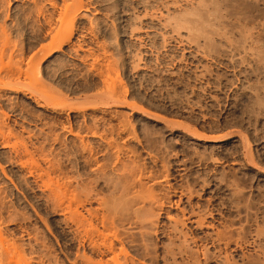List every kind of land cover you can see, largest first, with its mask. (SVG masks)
<instances>
[{
  "label": "rangeland",
  "instance_id": "obj_1",
  "mask_svg": "<svg viewBox=\"0 0 264 264\" xmlns=\"http://www.w3.org/2000/svg\"><path fill=\"white\" fill-rule=\"evenodd\" d=\"M7 1L1 5L5 9L0 6V22L6 25L10 43H15L9 61L16 60L15 66L26 73L12 67L17 72L12 78L0 74V113L7 114H0V120L15 133L8 146L0 138V192L9 197L6 208L0 207L5 210L2 236L6 233L29 249L27 258L33 251L29 257L37 261L32 257V264L42 259L44 264H85L82 255L92 256L88 246L79 244L70 213L63 209L62 215L67 204L60 205L61 211L49 204V191L43 189L50 172V183L72 182V190L76 186L81 193L92 192L95 199L87 208L101 211L99 216L116 208L118 201L117 218H123L117 219L119 236L124 234L123 246L136 261L264 264V0H82L85 7L77 14L71 41L46 56L41 49L46 50L59 27L57 10L64 1L54 0L55 8L49 0H38L47 6V15L57 17L55 25L43 22L41 28L33 27L36 16H21L35 10L32 0ZM13 142L31 152H17ZM24 153L33 155H26L29 163L38 157L42 169L29 175L31 165L24 163ZM44 168L48 175L40 176ZM143 187L159 196L162 212L153 203L157 214L152 215L149 200L142 205H148L149 212L141 209L142 201L136 203L134 197ZM123 193L127 196L120 199ZM101 198L113 207L100 203L105 206L101 208ZM135 208L140 216L146 214L141 220ZM191 210L206 214L205 224L211 229L189 221ZM145 219L147 224L156 222L145 226ZM40 240L43 246L37 245ZM122 257L123 262L128 259L125 264L132 263L129 256Z\"/></svg>",
  "mask_w": 264,
  "mask_h": 264
},
{
  "label": "bare ground",
  "instance_id": "obj_2",
  "mask_svg": "<svg viewBox=\"0 0 264 264\" xmlns=\"http://www.w3.org/2000/svg\"><path fill=\"white\" fill-rule=\"evenodd\" d=\"M2 0H0V6L1 5H3V1L1 2ZM7 1V0H6ZM29 1H31V0H29ZM64 1V2H63ZM62 2H63V4L62 5H64L63 7H61L60 8V11H58L57 10V12H59L58 13V15H57V17H56V15H54V14H50L49 13V11H48V15H47V10H46V7L47 6H43V5H45V3L43 4V5H41V3H40V1H38V0H32V3L34 4V7L33 8H35V10H33V9H31L30 7V9H31V11L27 14V15H29V16H27V17H25V13L23 14V15H21L22 17H24V19H30L31 17H32V15H34V16H36V19H34V17H32V19L33 20H31L32 22H33V27L34 28H36V27H42V24H44L45 25V23L48 25V26H51L52 24H53V21H54V19L55 18H57L56 20H57V22H58V20H59V23H56L55 21V24H53V25H55V26H58L57 24H59V27H56V29L55 28H53V27H51V28H53V29H55V30H53V31H55V33H53V35L51 34V36L52 37H50L51 39L49 40L50 42H49V46H47L46 47V50L44 49V48H42L41 49V51L42 50H44V51H42V52H45L46 51V53H43V54H45V56L47 55V54H51V52H50V50L52 51L53 49H60L61 50V47L65 44V43H68V41L70 40V34H71V32H72V30H74V26H75V24H74V22L76 21V17L78 16L77 14H78V12L80 11V9H82V7H85V4H84V2H82V0H63ZM8 2V1H7ZM10 2V1H9ZM8 2V3H9ZM49 3H50V5L51 6H54L55 8H56V4L57 3H55L54 2V0H49L48 1ZM47 2V3H48ZM31 3V4H32ZM83 3V4H82ZM7 4V3H6ZM8 5V4H7ZM10 5V4H9ZM8 5V6H9ZM58 5V4H57ZM84 5V6H83ZM6 6V5H5ZM1 7H3L4 8V6H1ZM0 7V11H1V8ZM44 7H45V9H44ZM53 7V8H54ZM54 8V9H55ZM5 9V8H4ZM3 9V10H4ZM29 9V10H30ZM48 9V8H47ZM58 9V8H57ZM52 10V9H51ZM26 12H27V9H26ZM53 12V11H52ZM56 12V13H57ZM22 14V13H21ZM2 15H3V13H2ZM53 15V16H52ZM55 16V17H54ZM8 17V16H7ZM20 17V16H19ZM54 17V18H53ZM18 18V17H17ZM42 19L44 20V21H42ZM17 20V19H16ZM20 19L18 18V21H19ZM23 20V19H22ZM21 21V20H20ZM30 20H28V21H26V22H29ZM197 21V20H196ZM21 22H24V20L23 21H21ZM43 22H45V23H43ZM200 22V21H199ZM16 23H17V21H16ZM18 23H20V22H18ZM25 23V22H24ZM27 24V23H26ZM197 24V23H196ZM23 25V24H22ZM21 25V26H22ZM192 25V24H191ZM203 25V24H202ZM201 24H200V27L199 28H201V26H202ZM19 26V25H18ZM20 26V27H21ZM17 27V26H16ZM72 27H74L73 29H72ZM188 27V26H187ZM198 27V26H197ZM196 27V28H197ZM203 27H205L204 25H203ZM202 27V28H203ZM220 27V26H219ZM34 28H33V31H35L34 30ZM50 28V27H49ZM50 28V29H51ZM58 28V29H57ZM191 28V27H190ZM195 28V29H196ZM218 28V27H217ZM216 28V29H217ZM50 29H49V31H50ZM189 29V28H188ZM220 29V28H219ZM192 30H194V28L192 29ZM192 30H190V31H192ZM201 30H203V29H201ZM7 28H6V25L5 24H2L1 22H0V74L1 73H3V74H1V76H3L4 77V75H5V77H7V76H10V75H12V73H13V71L15 72V69L14 68H17L16 66H15V62H16V60H14V62H11L10 63V61H9V59H10V57H12L13 55L12 54H15V53H11V54H8L9 52H10V46L12 47V43L13 42H11L10 43V38H9V36H8V34H7ZM51 31H52V29H51ZM198 31H199V29H198ZM197 31V32H198ZM36 32V31H35ZM34 32V33H35ZM193 32V31H192ZM202 33H201V35H203L204 33L203 32H205L204 30L203 31H201ZM223 32V31H222ZM226 32V31H225ZM246 32V31H245ZM36 33H38L39 34V30H37V32ZM41 33V32H40ZM46 33H48V32H46ZM199 33V32H198ZM227 33V32H226ZM225 33V34H226ZM244 34V33H243ZM247 34V33H246ZM245 34V35H246ZM36 35V34H35ZM34 35V36H35ZM227 35V34H226ZM38 36V35H37ZM45 35H43V37H44ZM205 36H207L206 35V33H205ZM222 36V35H221ZM246 36H248V34L246 35ZM11 37V36H10ZM36 37V36H35ZM40 37V36H39ZM42 37V38H43ZM47 37V36H46ZM38 38V37H37ZM208 38V37H207ZM240 38H242V36L240 37ZM36 39V38H35ZM233 39V38H232ZM243 39H245V38H243ZM250 39H251V37H250ZM42 40V39H41ZM45 40V39H44ZM228 39H226V41H227ZM231 40V39H230ZM247 40V39H246ZM246 40H244V41H246ZM40 41V40H39ZM71 41V40H70ZM251 41V40H250ZM41 42V41H40ZM230 43L232 42V41H229ZM233 43V42H232ZM231 43V44H232ZM234 43H235V41H234ZM244 43V42H243ZM251 43V42H250ZM254 43V42H253ZM13 44H15V43H13ZM36 44V43H35ZM47 44V43H46ZM229 44V43H228ZM235 44H237V43H235ZM38 45V44H37ZM257 45V44H256ZM14 46H16V45H14ZM42 46H45V45H42ZM231 46V45H230ZM233 46V45H232ZM249 46V45H248ZM255 47V46H254ZM50 48V49H49ZM251 48V47H250ZM256 49V48H255ZM259 49V48H258ZM48 50V51H47ZM37 51H39L40 52V49H38ZM54 51V50H53ZM13 52V51H12ZM38 52V53H39ZM41 52V53H42ZM49 52V53H48ZM35 53V52H34ZM261 53V52H260ZM253 55H254V52H253ZM8 56V57H7ZM33 56H34V54H33ZM31 57L32 59L35 57ZM255 56V55H254ZM5 57H7V59H8V61H7V59H5ZM257 57V56H256ZM259 57H261L262 58V56H260L259 55ZM264 57V56H263ZM258 58V57H257ZM5 59V60H4ZM34 59H36V58H34ZM34 59H33V61H34ZM12 60V61H13ZM31 60V59H30ZM261 60V59H260ZM18 61H20V60H17V63H20V62H18ZM263 61V60H262ZM264 62V61H263ZM16 63V64H17ZM30 63H32V62H30ZM35 63V62H34ZM40 63V62H39ZM12 64V65H11ZM13 64H14V66H13ZM19 65V64H18ZM21 65V64H20ZM30 65V64H29ZM34 65V64H33ZM39 65V64H38ZM36 66H37V63H36ZM36 66H34V68L36 67ZM12 67H14V68H12ZM19 67V66H18ZM21 67V66H20ZM19 67V71H21L22 69ZM32 67V66H31ZM30 67V68H31ZM16 69V70H17ZM24 70V69H23ZM23 70L20 72L21 74L22 73H26V72H23ZM31 70V69H30ZM29 70V71H30ZM36 70V69H35ZM28 72V71H27ZM15 73H17V72H15ZM39 73V72H38ZM14 74V73H13ZM21 74L19 75V73L17 74V76L19 75V76H21ZM1 76H0V78H1ZM13 76V75H12ZM15 76H16V74H15ZM3 77H2V79H3ZM11 77V76H10ZM9 77V78H10ZM9 78H7V80H6V78H5V81H6V83H7V85L9 84L8 83V81L10 82L11 80V78L9 79ZM16 78V77H15ZM9 79V80H8ZM19 79V78H18ZM1 80V79H0ZM4 80V79H3ZM2 80V81H3ZM4 82V81H3ZM18 82V81H17ZM11 83V82H10ZM14 83H16V82H14ZM0 84H1V81H0ZM12 84H13V82H12ZM11 84V85H12ZM18 84H20V83H18ZM6 85V84H5ZM6 85V86H7ZM10 84H9V86H11ZM1 86H3V84H1ZM0 86V87H1ZM6 86H5V88H6ZM12 87V86H11ZM2 88V87H1ZM7 88H8V86H7ZM1 90V89H0ZM37 93V92H36ZM48 94H46V96H47ZM45 96V95H44ZM53 96V95H52ZM57 95H55V97H56ZM40 97V96H39ZM45 98H47V97H45ZM58 98V97H57ZM43 100H44V97L42 98ZM47 99H49L48 101H50V100H53V97H52V99L50 98V96H48V98ZM39 100V99H38ZM37 100V101H38ZM55 100H57V99H55ZM261 100V99H260ZM42 101V100H41ZM48 101H46L47 103H48ZM52 102V101H51ZM257 103V102H256ZM42 105L41 104V102H38V105ZM54 104V103H53ZM44 105V104H43ZM51 106H52V104H51ZM4 112V111H3ZM3 112H1L0 114H2ZM4 114V113H3ZM5 115V114H4ZM7 115V114H6ZM5 115V116H6ZM4 117V116H3ZM1 118V117H0ZM5 118V117H4ZM3 119V118H2ZM5 120V119H4ZM4 120H0V138L2 137V139H4V141L5 142H3V143H6V145L7 144H9V142H10V140H11V136L13 135V129H11L12 127L10 126V128L8 127L9 125H7V124H5V123H3V121ZM8 127V130H7V133H6V131H5V129H6V127ZM24 130V129H23ZM30 133V132H29ZM16 135H17V132H16ZM13 136H15V133H14V135ZM20 136V135H19ZM18 136H16V138H17ZM22 137V136H21ZM195 137V136H194ZM12 139H13V137H12ZM25 139V138H24ZM23 139V140H24ZM13 140H15V138L13 139ZM12 140V141H13ZM22 140V139H21ZM26 140V139H25ZM25 140H24V142H23V145H25L26 146V144L25 143H27V146L29 145L28 144V142L26 141L25 142ZM2 141V140H1ZM0 141V142H1ZM16 141V140H15ZM17 141H18V138H17ZM17 141H16V143H17ZM11 143V142H10ZM16 143H12L13 145L12 146H14V144L16 145ZM20 144H22L21 142H20ZM11 145V144H10ZM8 146V145H7ZM17 146V145H16ZM26 146V147H27ZM24 147V146H23ZM25 147V148H26ZM36 147V146H35ZM12 148V147H11ZM14 148H15V146H14ZM13 148V149H14ZM31 148V147H30ZM29 148V149H30ZM38 148V147H37ZM17 152L19 151V147L17 146ZM15 149V150H16ZM24 149V148H23ZM23 149L21 150L22 152H27L26 151V149L23 151ZM36 149V148H35ZM33 150L34 149H32V154H33ZM36 151V150H35ZM38 151H41V150H39L38 149ZM11 152V151H10ZM14 152H16V151H14ZM16 152V153H17ZM28 152H31L30 150L28 151ZM15 153V154H16ZM36 153V152H35ZM25 154V153H24ZM24 154H23V156H24ZM29 154V153H28ZM27 153L25 154V162L24 163H28L27 165L29 166V164L31 165L30 167L31 168H34V170L33 171H31L28 167H27V165H25L26 167H27V169H29V171L30 172H32V173H28L29 175H32L33 174V172L35 171V169L37 170V169H42V168H40V166L38 165V164H40L39 163V159H38V157L36 158V159H34L35 161H33L32 159V161L30 160V163L27 161V159H30V158H27V157H29V156H27L26 157V155H28ZM31 153L29 154L30 156H31V158H33V155H32ZM37 155H38V153H37ZM19 156V155H18ZM21 156V155H20ZM23 156H21V159L18 157V159H20V160H22V158H24ZM36 156L34 155V158H35ZM27 158V159H26ZM42 158V157H41ZM44 158V157H43ZM14 159H16V158H14ZM17 159V160H18ZM37 159H38V161H37ZM19 160V162H21V163H23L22 161H20ZM11 161H12V159H11ZM13 161H16V160H13ZM38 163H37V162ZM43 161V160H42ZM34 162H36V164L34 163ZM44 162H46V160L44 161ZM49 162V161H48ZM17 163H18V161H17ZM51 163V162H50ZM18 164H20V163H18ZM18 164H16V165H18ZM24 165L22 166L23 168H24ZM41 165V164H40ZM43 165V164H42ZM46 165H49V163L48 164H46ZM54 167H56L55 165H54V163L52 164ZM52 165L50 166V168H49V170L51 169V167H52ZM0 167H2L1 165H0ZM41 167H43V166H41ZM48 167V166H47ZM53 167V168H54ZM1 169V168H0ZM5 169V168H4ZM4 169L2 168V172H4L3 174L4 175H6L5 173H7V172H5L4 171ZM45 169V171L44 172H41L42 170H39L42 174L40 175V173L37 175V176H43L44 174L43 173H47V174H45V175H48V168H47V170H46V168H44ZM1 171V170H0ZM39 171H37L36 173H38ZM52 171H54V169L52 170ZM26 172V171H25ZM27 174V173H26ZM28 176V175H27ZM40 176H39V178H40ZM33 177H34V175H33ZM35 177H36V175H35ZM47 177V176H46ZM45 177V178H46ZM48 179L50 180L51 178H50V172H49V175H48ZM52 177V176H51ZM7 178H9L10 179V176H8V173H7ZM12 178V177H11ZM28 178V177H27ZM37 178V177H36ZM45 178H43V180L45 179ZM47 179V178H46ZM44 180V184H42V177H41V181L42 182H40V181H37L38 182V184H42V186L44 187V189L43 190H45V188H47L46 189V191L48 190L49 191V193L48 194H46V195H48V197H49V199H48V197H47V199L50 201V203L49 204H51V203H54V205H52V207H58V209H56V211H58L59 210V208H60V205H62L61 206V208L64 206V205H66V207H64V208H62V211H64L65 209V211H67L68 212V214L69 215H67V216H69V219H72V220H74V223L76 224L75 226H76V228H75V226H74V228L72 229V230H75L76 231V233H77V235H76V237H78V242H79V244L80 245H82V247H87L88 246V249L90 248L91 249V253H92V256L93 255H98L100 258L99 259H97V260H94V259H96V258H94V257H92L91 256V254H90V256L89 255H87V254H83L82 256L84 257V259H85V264H109L110 262H113V264H114V262H115V264L117 263V264H125V262H128L127 260L128 259H126V261L125 262H123V255H125V257L127 256H129L128 258H130V255H128V253H129V251L127 252V248H125V246H123V241L125 242V237H124V234H123V239H125V240H123L122 238H121V236H119V234L121 233H119V231L120 230H118L119 228H117V223L120 221V219H122L123 220V218L121 217H119L120 215L118 214V218H117V212H118V209H120L118 206V201H116V203H117V207L115 208V206L113 207V206H111L112 204H110V206H107L108 204H107V201H105V200H103L102 198V200L101 199H99V201H101V202H98L99 204L100 203H105L104 205L106 206H104L103 204H100L101 205V208H107V207H113L114 209H110V208H107V209H102V210H104V211H102V214L99 216V212H101V211H99V210H93V208H87L88 207V204H90V203H92L93 201L92 200H94L95 198H93L92 197V194L91 193H85V192H83L82 191V193H81V191H78L79 189H78V187H77V189H76V186H72L73 187V190L71 189V187H70V185H73L72 184V182H70L71 184H67L64 180V182L66 183H64L63 182V184H65V185H63V184H61L62 182H60L59 183V180H58V182H57V180H54L53 179V181H56V182H54V183H50L49 182V180H48V182L47 183H45V181H47V180ZM56 179H58V178H56ZM33 180V179H32ZM34 180H35V178H34ZM36 180H38V179H36ZM35 180V181H36ZM10 181H11V179H10ZM12 181H14V180H12ZM25 181V180H24ZM23 181V182H24ZM52 181V180H51ZM60 181H62V180H60ZM26 182V181H25ZM40 182V183H39ZM68 182V181H67ZM1 183V182H0ZM13 183H15V182H13ZM13 183H12V185H13ZM21 183V182H20ZM19 183V184H20ZM132 184V183H131ZM15 185V184H14ZM27 185H28V183H27ZM36 185V184H35ZM66 185H68V186H66ZM17 186H18V184H17ZM38 186V185H37ZM41 186V185H40ZM41 186V187H42ZM131 186V185H130ZM20 187V186H19ZM23 187V186H22ZM21 187V188H22ZM34 187V186H33ZM40 187V188H41ZM74 187H75V189H74ZM126 187H127V185H126ZM132 187V186H131ZM16 188V187H15ZM20 188V189H21ZM39 188V187H38ZM68 188H70V189H68ZM87 187H83V189H85V190H87L88 191V189H86ZM129 188V187H128ZM149 188V187H148ZM148 188L147 189H145L146 191H148L146 194H145V190H144V187H143V193H142V190H141V192H139V190H138V195L137 196H133L134 198H136V200L135 201H137L136 203H138L139 202V200L140 201H142V202H139L138 204H140L141 206L140 207H142V205H144L143 204V201H144V203H145V205H146V202L145 201H147V202H149V204L151 205V204H153V203H156V204H154L153 206H155V207H157V209L159 208V204L161 203L162 205H163V203L160 201V203L159 204H157V198H159V196H155V194L149 189L148 190ZM1 189H3V188H1ZM18 189V188H17ZM33 189V188H32ZM141 189V188H140ZM152 189V188H151ZM22 190V189H21ZM42 190V189H41ZM80 190H82V187H81V189ZM4 190H1V192H0V203L3 205V207L5 206V203L7 204V202H6V200H9V197L6 199V195H3L2 196V194L3 193H5L6 194V191L5 192H3ZM75 191V192H74ZM22 192V191H21ZM90 192V191H89ZM126 193V192H125ZM23 194V193H22ZM44 194V193H43ZM24 195V194H23ZM123 195H124V193H123ZM122 195V196H123ZM125 196H127V194L126 195H124L123 197H119L120 199L121 198H124ZM27 198V197H26ZM118 198V199H119ZM6 199V200H5ZM98 200V199H97ZM96 200V201H97ZM149 200V201H148ZM12 201V200H11ZM10 201V202H11ZM14 201L15 200H13V203H14ZM135 201H134V203H135ZM9 202V201H8ZM46 202V201H45ZM120 202V201H119ZM158 202H159V200H158ZM12 203V202H11ZM64 203H66V204H64ZM72 203H75V205H73ZM109 203V202H108ZM113 203H115V202H113ZM142 203V204H141ZM0 204V205H1ZM16 204V203H15ZM47 204H48V201H47ZM64 204V205H63ZM107 204V205H106ZM148 204V203H147ZM2 205L0 206L2 209H5L6 207H2ZM11 205V204H10ZM87 205V206H86ZM99 205V206H100ZM104 207H103V206ZM144 205V206H145ZM7 206V205H6ZM49 206V205H48ZM72 206H75L74 208L72 207ZM143 206V207H144ZM51 207V206H50ZM143 207L141 208L142 210H143ZM150 208L152 207V205L151 206H149ZM148 205H147V208L146 207H144V211L145 212H149V211H151V209L153 210V214H152V212H150L152 215H156L157 213H155V211H154V208H151V209H149V211H147L148 210ZM162 207V206H161ZM193 207V206H192ZM8 208V207H7ZM12 208H14V207H12ZM55 208H53L52 210H54ZM100 208V207H99ZM100 208V209H101ZM118 208V209H117ZM139 208V207H138ZM8 209H10V207L8 208ZM7 209V210H8ZM64 209V210H63ZM115 209H116V211H115ZM161 209L162 208H160V211H161ZM85 210V214H84V211ZM121 210V209H120ZM3 210H0V212H2ZM59 211H61V210H59ZM65 211H64V213L62 212V215L63 214H65ZM157 211H159V209L157 210ZM159 211V212H160ZM162 211H163V209H162ZM161 211V212H162ZM3 212H5V210L3 211ZM3 212L2 213H0V219L1 218H3L4 216L2 215L3 214ZM120 212V211H119ZM134 211H132V213H133ZM135 212H136V215L138 214V217L139 218H136V219H140V217H144V215H146V214H144V215H142V216H140L141 214L139 213L140 211H138V209H136L135 208ZM134 212V213H135ZM138 212V213H137ZM190 211H188V213H189ZM199 212V211H198ZM197 211H196V213L197 214H199ZM87 213V214H86ZM186 213V212H185ZM185 213H183V216L185 215V217L186 216H188V214L186 215ZM196 213H195V211H193L192 212V210H191V212H190V214H189V216L187 217V218H189L190 220L189 221H191V222H194L197 226H199V227H202V226H204L205 225V227H206V224H205V219H206V217L207 216H205L206 214H203V213H201V214H203L204 216H202L201 214H199L198 216H195L196 215ZM150 214V215H151ZM9 215H11V220H13L14 218H13V216H12V214L10 213ZM37 215V214H36ZM161 215V214H160ZM160 215H158V216H160ZM208 215H211V213L210 214H208ZM147 216H148V214H147ZM7 217V216H6ZM41 217V216H40ZM64 217H65V215H64ZM5 218V217H4ZM145 218H147V217H145ZM186 218V219H187ZM69 219H68V222H72V220H70L69 221ZM117 219H119V221H117ZM135 219V218H134ZM136 219H135V222H136ZM1 220H4V219H1ZM0 220V221H1ZM6 220V219H5ZM10 220V221H11ZM39 220V219H38ZM41 220H43V218H41ZM66 220V219H65ZM96 220H98V222L100 223L99 225H101V228H103V229H101V228H99V226H98V222L97 223H95L94 221H96ZM141 220V219H140ZM140 220H139V224H140ZM143 220V219H142ZM176 220H178V219H175V221ZM180 220V219H179ZM178 220V223L180 222L181 224H183L182 223V220H180L179 221ZM184 220V219H183ZM26 221V220H25ZM44 221V220H43ZM46 221V220H45ZM127 221V220H126ZM145 222H146V219L144 220ZM148 222L150 221V220H147ZM2 222V221H1ZM0 222V223H1ZM6 222H7V220H6ZM68 222H67V225H68ZM121 222V221H120ZM128 222H130V221H128ZM138 222V221H137ZM142 222V221H141ZM153 222H154V220H153ZM156 222V221H155ZM154 222V223H155ZM206 222H208V221H206ZM3 223H5L4 221L2 222V224ZM122 223H124L123 221H122ZM150 223H152L151 221H150ZM154 223L153 224H147V222L146 223H143L142 222V224L143 225H145V226H147V225H151V227H152V225H154ZM174 223H176V222H174ZM193 223V224H194ZM208 223H210V222H208ZM2 224L0 225V227H2ZM70 224V223H69ZM142 224H140V225H142ZM71 225V226H72ZM173 225H175V224H173ZM195 225V226H196ZM212 225V224H211ZM145 226H143V227H145ZM181 226V225H180ZM184 226V224L182 225V227ZM208 226H209V228H210V225L208 224ZM207 226V227H208ZM25 227V226H24ZM122 227V226H121ZM175 227V226H174ZM173 227V229L172 230H175L176 229V227H177V225H176V227L174 228ZM193 227V226H192ZM206 227V228H207ZM46 228H47V226H46ZM147 228V227H146ZM149 228V227H148ZM177 228H179V227H177ZM181 228V227H180ZM179 228V229H180ZM197 228V227H196ZM203 228V227H202ZM212 228H213V225H212ZM104 229H105V231H104ZM106 229H108V231H107V233H106ZM211 229V228H210ZM5 230V229H0V263L1 264H32V261L34 260V261H37V260H35L36 258H34L35 256H32V257H29V255H30V253L31 252H33V251H31V252H29V254H27V256H28V258L26 257V250H27V252L29 251V249H26V250H24V248H22L21 246H19L17 243H15V241L13 242L11 239H12V236H10L11 237V239H10V237L8 238V236L6 235V233H5V235H4V237L2 236V233H3V231ZM24 230V229H23ZM25 231H28V230H26L25 229ZM24 231V232H25ZM177 231L178 230H175L174 232L175 233H177ZM2 232V233H1ZM4 232H6V231H4ZM29 232V231H28ZM74 232V231H73ZM179 232H180V234H184V233H182L181 232V230H179ZM75 233V232H74ZM75 233V234H76ZM33 234V232L31 233V234H28L27 236L30 238V236ZM121 234V235H122ZM179 234V233H178ZM9 235V234H8ZM21 235H23V234H21ZM187 235V234H186ZM217 235H218V233H217ZM33 236V235H32ZM35 236H36V234H35ZM185 236V235H184ZM184 236H182V237H184ZM220 236V235H219ZM219 236H217V237H219ZM5 237L7 238V239H5ZM23 237H24V235H23ZM178 237H181V236H179L178 235ZM187 237V236H186ZM26 238V237H25ZM28 238V239H29ZM33 238V237H32ZM36 238H38V237H36ZM216 238V237H215ZM221 238H223L222 236H221ZM9 239L11 240V241H9ZM35 239V238H34ZM186 239V238H185ZM196 238H191V241H194ZM213 239V238H212ZM217 239V238H216ZM219 239H220V237H219ZM16 240V239H15ZM31 240V239H30ZM37 240V239H36ZM39 240V239H38ZM123 240V241H122ZM210 240V239H209ZM214 240V239H213ZM212 240V241H213ZM220 240H222V239H220ZM220 240H218V243H219V241ZM42 240H40V241H37L38 242V244L37 243H35V244H37V245H39V243L41 242ZM196 241H198L197 239H196ZM196 241H194V243L193 244H195V242ZM16 242H17V240H16ZM32 242V241H31ZM43 242V241H42ZM222 242V241H221ZM220 242V243H221ZM28 243H29V241H28ZM120 243V245H118ZM197 243V242H196ZM43 244V243H42ZM30 245V244H29ZM40 245H41V243H40ZM30 248L29 246H28V244H26L25 245V248ZM31 246V245H30ZM41 246H43V245H41ZM40 246V247H41ZM127 247V246H126ZM35 248V246L33 247L32 246V250ZM36 248L38 249V247L36 246ZM89 249V250H90ZM39 250V249H38ZM85 250V249H84ZM35 251V250H34ZM37 251V250H36ZM36 251H35V253H36ZM83 251V250H82ZM40 252V251H39ZM190 252V251H189ZM33 254V253H32ZM38 254V253H37ZM40 254V253H39ZM82 254V253H81ZM204 254H205V252H204ZM35 255V254H34ZM78 255H79V251H78ZM45 256H46V254H45ZM75 256H77V255H75ZM80 256V255H79ZM79 256H77V258L79 257ZM38 257H40V256H38ZM120 257H122V259L120 258ZM124 257V258H125ZM220 257V256H219ZM30 258V259H29ZM40 258H42V257H40ZM39 258V259H40ZM80 258V257H79ZM94 258V259H93ZM98 258V257H97ZM216 258V257H215ZM227 258V257H226ZM33 259V260H32ZM38 259V258H37ZM83 259V260H84ZM121 259V261L123 262H121V261H119ZM130 259H132V258H130ZM228 259V258H227ZM226 259V260H227ZM32 260V261H31ZM82 260V261H83ZM109 260H111V261H109ZM133 260H135V258L134 259H132V263L131 264H135L134 262L136 261H134L133 262ZM222 260H224V259H222ZM225 260V261H226ZM33 261V262H34ZM38 261H40V260H38ZM73 261H75V260H73ZM137 261H139V260H137ZM136 261V262H137ZM43 262V264H44V261H43V259L41 260V263ZM77 262V261H76ZM84 262V261H83ZM140 262V261H139ZM139 262H137L136 264H138ZM218 262V261H217ZM227 262V261H226ZM40 263V264H41ZM74 264H76L75 262H73ZM77 263H79V262H77ZM141 264H143V262H140ZM139 263V264H140ZM220 263V262H219ZM223 263V262H222ZM228 263V262H227ZM229 263H230V260H229ZM33 264H35V263H33ZM36 264H39V262L38 263H36ZM111 264V263H110ZM145 264V263H144ZM230 264H232V263H230Z\"/></svg>",
  "mask_w": 264,
  "mask_h": 264
}]
</instances>
